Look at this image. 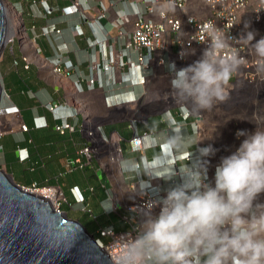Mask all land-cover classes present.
I'll return each instance as SVG.
<instances>
[{
  "label": "crops",
  "instance_id": "obj_1",
  "mask_svg": "<svg viewBox=\"0 0 264 264\" xmlns=\"http://www.w3.org/2000/svg\"><path fill=\"white\" fill-rule=\"evenodd\" d=\"M10 1L20 11L22 20L23 17L26 19L27 28L24 27L33 43L27 51L31 59L29 69H25L24 52L18 41L12 40L0 58L1 109L5 110L0 116L7 120V124L0 121V168L17 184L30 187L37 183L41 187L60 188L74 204L75 220L82 222L94 237L108 227L117 232H126L134 227L139 229L148 213L136 216L127 212V207L140 199L141 196L136 194L139 189L150 184L159 190V197L166 196L172 183L167 180L176 177L178 169L181 172L190 165L199 156V148L209 145L215 149V154L204 159L208 161V182L214 186L217 165L240 144L234 139L230 118L213 117L208 122V142L199 138L191 125L196 112L178 105L170 95L168 60L175 61L179 49L174 33L170 35L174 44L172 50L164 54L167 62L153 64L146 87L131 88L118 82L114 86L89 90L84 83L85 89L79 91L75 86L78 77L90 76L94 55H98L88 48L85 37H74L77 25H82L86 37H91L87 22L78 14L64 16L60 10L69 4L65 1L50 0V6L55 11L48 17L42 5H34L35 0ZM89 3L93 7L87 12L91 20L96 17L98 9L96 0H89ZM124 9L130 10V7L125 4L114 6L110 18L103 21L111 35L109 43L116 53L124 51L126 39L119 38L111 26V19L115 18V11ZM47 24L55 25L62 30L61 34L53 33L48 40L40 37L35 41L41 28ZM63 43H67L68 50L62 47ZM199 53L198 48L190 50L188 60L194 61ZM128 54L132 60H137L135 50L129 49ZM14 60L19 61L18 68L13 66ZM56 60L72 61L75 65L72 75L68 77L64 73H56ZM116 73L120 74L118 66ZM100 76L105 78V73H100ZM128 90H133L137 101L114 105L127 98L123 93ZM245 96V92L238 91L233 93L230 101L237 107L245 102ZM107 97L112 98L107 101ZM11 106L18 107L20 114L7 113L6 108ZM47 106L56 109L58 115H72L67 121L75 130L59 131L62 120L56 119ZM183 110L189 111L191 117L174 128L168 112L181 121L179 113ZM21 123L28 126L27 132L21 130ZM45 123V127H37ZM135 134L145 136L147 149L143 153H135L130 147V140ZM173 138L178 141V147L170 146L169 141ZM89 146L95 151L91 160L82 157L85 165L81 168L78 152ZM163 146L177 156L190 152L193 158L179 161L177 166H161L153 171V178L148 169L131 171L142 154L149 161H161ZM75 187L85 197L83 204L75 203L71 192ZM260 202L264 203V194H261ZM158 214V211L151 212L153 217ZM125 216L131 220L126 221Z\"/></svg>",
  "mask_w": 264,
  "mask_h": 264
},
{
  "label": "clouds",
  "instance_id": "obj_2",
  "mask_svg": "<svg viewBox=\"0 0 264 264\" xmlns=\"http://www.w3.org/2000/svg\"><path fill=\"white\" fill-rule=\"evenodd\" d=\"M167 11H174L171 2ZM245 22V28H249ZM202 42L207 44L200 59L187 67L168 66L173 73L170 95L189 111L211 113L230 100L229 89L234 77L250 63L255 75L264 81V38L255 40L247 32L239 39L231 37L212 21L203 26ZM201 29L199 28V31ZM239 45L240 47H235ZM247 48L253 59L241 56ZM187 53H181L183 58ZM258 127L254 133L237 132L245 137L240 146L217 165L214 186L208 182V161L215 149L199 148V156L176 177L166 196L158 189L141 187L136 193L149 192L156 199L151 215L137 232L121 242L113 264H264V117H254ZM170 146L178 147L176 138ZM162 150L161 161H165Z\"/></svg>",
  "mask_w": 264,
  "mask_h": 264
},
{
  "label": "built area",
  "instance_id": "obj_3",
  "mask_svg": "<svg viewBox=\"0 0 264 264\" xmlns=\"http://www.w3.org/2000/svg\"><path fill=\"white\" fill-rule=\"evenodd\" d=\"M60 1L69 3L60 10L64 16L78 14L83 21L87 22L86 24L91 32V37H86L82 25L75 27L74 37H85L88 48L98 54L94 55L90 68V76L85 77L80 75L78 77L75 86L79 91L85 89L84 83H86L87 89L89 90L95 89L96 87L104 88L114 86L118 82L131 88H135L136 86L146 87L149 81V71L152 70L153 64L155 62L161 64L167 62L164 54L170 52L174 45L170 37L172 33L176 35L175 43L179 49L177 59L175 61L168 60L169 65L174 63L177 69L184 68L180 67L179 64L191 65L200 59L204 49L207 47V44L200 42H202L204 37L202 26L208 21H212L218 28L224 29L225 32H228L231 37L236 39H239L242 34L246 36L247 32L255 33L253 43L264 38V0H196L195 3L192 0H96L98 10L96 17L91 20L87 16V12L93 10L89 0ZM170 2L174 5V11L166 10V6ZM120 4L129 6L130 10L115 11V18L111 19V26L119 38L126 39L124 51L116 53L109 43L111 35L103 21L109 19V14L113 7ZM34 5H42L44 12L49 11V14L55 11L54 7L50 6V0H35ZM245 22H249L251 25L247 29L245 28ZM199 28L201 29L200 31ZM61 31L55 25L42 27L35 41L40 37L48 40L53 33L61 34ZM234 46L240 47L239 45ZM24 47L26 50L30 47V44L25 42ZM62 47L68 50L67 43H63ZM195 48L200 49V53L194 61H189L187 56L188 52ZM129 49L137 52L138 56L136 61L129 57ZM181 53H187V55L182 58ZM240 55L250 62L253 59L247 48L242 49ZM23 61L26 63L25 69H29L31 63L30 56L24 54ZM55 64V72L59 74L64 73L68 77L72 75V71L75 68V65L70 60L64 62L56 60ZM13 66L18 68L19 61L14 60ZM117 66L120 68L119 75L116 73ZM241 71L242 75L233 78L232 87L229 89V92L230 98L233 96V93L238 91L245 92V102L236 107L229 100L225 104L218 105L211 113H195V120L191 125L194 133L199 138L207 141L210 132L208 122L213 117L218 119H231L234 127V139L239 144H241L245 137L238 138L237 132L254 133L256 131L258 125L254 117H264V81L255 75L256 69L252 67L251 63L249 68L242 69ZM102 72L105 73V78L100 76ZM168 77L171 83L173 73L169 71ZM123 95L127 98L114 105H123L137 101V98L133 96V90H128ZM6 96L8 97V95ZM110 98L112 97H107V101ZM47 108L54 114L56 119L62 120V123L58 126L59 131L64 133L66 130H75L74 126L67 121L72 115L64 117L58 115L56 109L51 106H47ZM6 112L9 114H20V109L16 106H11L6 108ZM168 114L171 126L174 128L186 123L191 117V113L184 110L179 113L182 118L181 121L176 120L171 113L168 112ZM46 125L45 123L37 127L41 128ZM20 127L24 132L29 130L28 126L24 123H21ZM144 140L145 136L135 134L130 140L132 151L135 153H143L147 149ZM162 148L165 155L164 162L159 161L155 163L154 161H149L142 154L132 165L133 169L131 171L140 172L143 169H148L151 178H153V171L159 167L169 164L177 166L179 161H190L193 158L190 152L177 156L172 153L170 148H166L165 146ZM94 151L95 149L89 146L78 152V163L81 165V168L85 165L82 157L91 160ZM179 172L180 170L178 169L177 173ZM149 185H145L144 188L148 189ZM151 187L155 189L152 185ZM24 188L51 200L55 209L58 211H62L64 205L70 209H74V204L67 199L58 187H41L37 183H34L30 187ZM71 192L76 204H83L85 202V197L78 187L73 188ZM155 199L156 197L149 192L148 195L141 196L135 204L128 206L127 212L136 216L142 213H149L150 209L151 212H160L159 207L152 209V202ZM124 219L126 221L131 220L129 216H125ZM137 231L138 228L136 227L126 232H117L109 227L103 228L100 230L99 237L96 240L113 262V258L121 242L126 238H130Z\"/></svg>",
  "mask_w": 264,
  "mask_h": 264
},
{
  "label": "water",
  "instance_id": "obj_4",
  "mask_svg": "<svg viewBox=\"0 0 264 264\" xmlns=\"http://www.w3.org/2000/svg\"><path fill=\"white\" fill-rule=\"evenodd\" d=\"M12 27L0 0V58ZM3 87L0 82V109ZM0 264H113L96 238L0 168Z\"/></svg>",
  "mask_w": 264,
  "mask_h": 264
},
{
  "label": "rangeland",
  "instance_id": "obj_5",
  "mask_svg": "<svg viewBox=\"0 0 264 264\" xmlns=\"http://www.w3.org/2000/svg\"><path fill=\"white\" fill-rule=\"evenodd\" d=\"M4 1L8 4V6L13 7L15 9V11L18 13V16H19L18 18H19V22H20V25L18 26V29L13 28L14 26H12V24H11L12 34H13V32H14V34H13V37L9 39V43L8 44L11 45L12 44V40L18 41L20 46H21L22 51L24 52V54L29 55V54H27L28 49H26V50L24 49L25 48L24 44H25V42H27V43L30 44V47H31L33 43H31V39H30V37H29L25 27H24L23 20H22V17L20 15L21 13H20V11L17 8H15V6L12 4V2L10 0H4ZM195 2H196V0H194V3ZM0 121L3 124H7V120L4 117H2V116H0ZM70 211H71L70 215L73 217L74 216V212H73L74 210L70 209Z\"/></svg>",
  "mask_w": 264,
  "mask_h": 264
},
{
  "label": "bare ground",
  "instance_id": "obj_6",
  "mask_svg": "<svg viewBox=\"0 0 264 264\" xmlns=\"http://www.w3.org/2000/svg\"><path fill=\"white\" fill-rule=\"evenodd\" d=\"M3 3H4V6H5V9L7 11L10 24H12V26H14L13 28L18 29V26L20 25L19 18H18L19 17L18 13L15 11V9L13 7L8 6V4L4 0H3ZM13 34H14V32H13ZM13 34L11 33L10 38L13 37ZM3 112H5V110L4 109H0V115H2ZM34 194L38 195L39 197H43V196H41V195H39L37 193H34ZM47 197L49 198V196H47ZM48 201H51V200L48 199ZM52 204H53V202H52Z\"/></svg>",
  "mask_w": 264,
  "mask_h": 264
},
{
  "label": "trees",
  "instance_id": "obj_7",
  "mask_svg": "<svg viewBox=\"0 0 264 264\" xmlns=\"http://www.w3.org/2000/svg\"><path fill=\"white\" fill-rule=\"evenodd\" d=\"M45 12H46V14H47V15H46L47 17L50 16V15H52V14L54 13V12H52L51 14H49V11H45ZM47 17H46V18H47ZM43 19H44V18H43ZM23 24H24L25 26H26V24H27V23H26V19H25L24 17H23ZM45 26H48V24L45 25ZM45 26H43V27H45ZM35 27H36V26H35ZM35 27H34V28H35ZM26 28H27V26H26ZM31 28H32V27H31ZM62 211L66 212V213L69 215L70 218L75 219L74 216L72 217V216L70 215L71 211H70V208H69L68 206L64 205L63 208H62ZM81 223H82V222H81ZM82 224H83V223H82ZM98 237H99V236H98ZM98 237H95V238L98 239Z\"/></svg>",
  "mask_w": 264,
  "mask_h": 264
}]
</instances>
